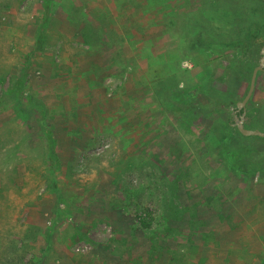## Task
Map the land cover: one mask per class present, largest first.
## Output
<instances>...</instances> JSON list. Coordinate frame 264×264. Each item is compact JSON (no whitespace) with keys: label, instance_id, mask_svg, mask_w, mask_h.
<instances>
[{"label":"rangeland","instance_id":"374dc122","mask_svg":"<svg viewBox=\"0 0 264 264\" xmlns=\"http://www.w3.org/2000/svg\"><path fill=\"white\" fill-rule=\"evenodd\" d=\"M49 1L41 27L42 0H0V253L7 264H66L70 255L84 263L95 249L104 264H113L109 252L121 264H264V141L239 137L233 109L213 98L191 97L189 123L159 96L164 87L194 86L241 55L234 46L190 43L202 31L218 44L242 36L227 8L246 1ZM263 47L247 50L254 68ZM251 74L230 76L227 95L243 99ZM246 112L264 121V70L244 122ZM46 130L56 141L55 169ZM242 145L262 172L241 177L228 169L222 147ZM144 211L146 229L138 222ZM244 246L259 251L258 261Z\"/></svg>","mask_w":264,"mask_h":264},{"label":"trees","instance_id":"16d2710c","mask_svg":"<svg viewBox=\"0 0 264 264\" xmlns=\"http://www.w3.org/2000/svg\"><path fill=\"white\" fill-rule=\"evenodd\" d=\"M246 3L243 7H239L235 2L234 4L228 6L227 14L229 15V24L234 27H238L243 31L242 36L239 32L236 34L235 40L225 41L221 44H218L214 39L210 38L208 34H205V31H202V35L194 36L191 40V47L197 48L199 46L206 49L211 47H216L218 50H225L229 47H238L240 49L241 55L236 58L228 61L227 66H221L216 64L211 70L210 75L204 79L202 82L195 84L191 87L178 88L174 86L164 87L159 96L165 98L164 104L167 108H173L175 111L179 112L182 117H185L187 122H191L192 115H195L193 106L190 103L191 97H194L196 93H201L206 98H213L216 105H224L231 107L233 109V116L239 117L241 111L237 110V103L242 99V96L238 95H227L224 88L225 84L230 79V76L240 75L245 76L252 73L254 67L247 60V50L255 43L257 46H264V0H245ZM43 7V17L42 25L45 26L48 21L49 14V0H42ZM219 12V10L216 9ZM42 30L37 34V40L42 39ZM88 40V39H87ZM87 44H91V40L86 41ZM255 49V48H251ZM21 80L17 82L14 86V90L18 92L21 87ZM220 110L219 106H216ZM221 111V110H220ZM254 114H259V110L255 111L254 109L250 111ZM250 112H246L245 117L246 121L244 122V127L246 129L258 130V128L264 129V121L259 118L257 115H251ZM250 113V115H249ZM195 120H200V117L197 115ZM232 121V120H231ZM229 126V125H228ZM264 132L263 130H260ZM219 138L221 143H225L226 139L222 133H219ZM237 134L242 139H254L258 141H264V138L257 136L245 137L237 131ZM45 135L50 141V150L48 151V158L51 160V166L55 169L59 166L57 155L54 150L56 141L52 137V133L49 130L45 131ZM248 147L242 145L238 148H228L223 146L221 149V157L223 162L226 164L229 170L235 173L238 176L246 177V175H254L263 171L262 166L257 161L249 162L248 158ZM144 217L139 219V225L143 228H149L151 219L150 213L148 211L143 212ZM49 237V236H48ZM5 261V262H4ZM9 258L5 253H0V264H7ZM37 264V262L35 263Z\"/></svg>","mask_w":264,"mask_h":264},{"label":"water","instance_id":"95a60500","mask_svg":"<svg viewBox=\"0 0 264 264\" xmlns=\"http://www.w3.org/2000/svg\"><path fill=\"white\" fill-rule=\"evenodd\" d=\"M264 70V47L261 50V58H260V62L259 65L256 66L251 74V78H250V83H249V88L247 90V93L245 94V96L243 97V99L241 101H239L236 105L237 110L241 111V114L239 117L236 118L235 121V126L237 128V130L239 131V133L243 136L249 137V136H257L260 138H264V132L260 131V130H251V129H246L244 127V113H245V106L247 104V102L249 101L252 92L254 90V85H255V79H256V75L258 71H263Z\"/></svg>","mask_w":264,"mask_h":264},{"label":"crops","instance_id":"0c3cea01","mask_svg":"<svg viewBox=\"0 0 264 264\" xmlns=\"http://www.w3.org/2000/svg\"><path fill=\"white\" fill-rule=\"evenodd\" d=\"M52 245H55L54 243L52 244ZM47 247V246H46ZM46 247H44V248H46ZM246 249L244 250V252L246 253V255L247 256H250V257H252V256H254V258L256 259V261H258V254H259V251H257V250H255V249H253V246H244ZM56 249V248H55ZM175 249V248H174ZM57 250V249H56ZM95 251H96V253L93 255V256H90L89 257V262H88V260H85V262L84 263H80V261L78 260V259H76V258H74L73 257V255H70V257L66 260V264H104V263H102V261H101V258L98 256V254H97V251H98V249H95ZM175 252H173V253H176V254H178V252H177V250H174ZM196 251H198L199 252V250H196ZM110 253V256H112L113 258H111V259H113V264H117V262H119L120 263V261H119V259H120V256H117L118 257V261L116 262V260H117V257H116V255H114L113 253H111V252H109ZM207 256H209V255H207ZM98 257V258H97ZM210 257H212V255L210 256ZM116 259V260H115ZM195 260H196V262H201L202 261V259H201V256L200 255H196L195 256ZM88 262V263H87ZM121 263H122V261H121ZM120 263V264H121ZM105 264H106V262H105Z\"/></svg>","mask_w":264,"mask_h":264},{"label":"built area","instance_id":"2783aa9c","mask_svg":"<svg viewBox=\"0 0 264 264\" xmlns=\"http://www.w3.org/2000/svg\"><path fill=\"white\" fill-rule=\"evenodd\" d=\"M186 65V64H185Z\"/></svg>","mask_w":264,"mask_h":264}]
</instances>
